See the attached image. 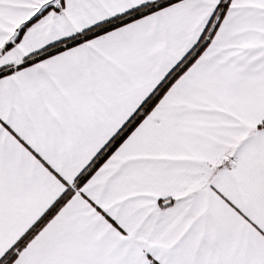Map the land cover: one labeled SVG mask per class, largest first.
I'll return each instance as SVG.
<instances>
[{
	"label": "snow or ice",
	"instance_id": "snow-or-ice-1",
	"mask_svg": "<svg viewBox=\"0 0 264 264\" xmlns=\"http://www.w3.org/2000/svg\"><path fill=\"white\" fill-rule=\"evenodd\" d=\"M0 264H264V0H0Z\"/></svg>",
	"mask_w": 264,
	"mask_h": 264
}]
</instances>
